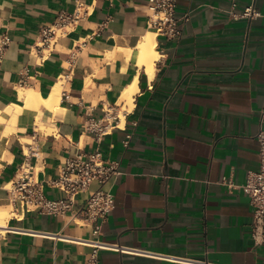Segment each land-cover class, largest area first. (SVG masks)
Segmentation results:
<instances>
[{
    "label": "crops",
    "instance_id": "1",
    "mask_svg": "<svg viewBox=\"0 0 264 264\" xmlns=\"http://www.w3.org/2000/svg\"><path fill=\"white\" fill-rule=\"evenodd\" d=\"M81 1L87 13L40 48L33 45L40 28L72 11L74 0H0V39H10L0 57V113L23 106L30 88L47 97L60 87L51 109L0 123V211L9 213L0 226V264H86L96 241L165 256L101 250L100 264H264L240 188L247 171L258 169L256 133L264 128V0H175L180 35L154 31L151 76L136 49L153 30L148 0ZM248 6L253 11L239 16ZM133 83L123 125L95 140L84 121L105 105H122ZM94 150L120 171L98 234L92 223L11 202L8 188L21 166L48 198H60L49 184L59 167Z\"/></svg>",
    "mask_w": 264,
    "mask_h": 264
},
{
    "label": "built area",
    "instance_id": "2",
    "mask_svg": "<svg viewBox=\"0 0 264 264\" xmlns=\"http://www.w3.org/2000/svg\"><path fill=\"white\" fill-rule=\"evenodd\" d=\"M73 5L72 11L60 10L51 23L40 28L33 43L35 47H47L53 37L63 35L67 32L68 27L75 25L87 13L81 0H74ZM175 6V0H148L149 26L156 30V34L164 36L166 39H173L180 35L178 26L180 18L174 15ZM249 11H253L251 6L246 7L239 16L248 15ZM186 18L184 17V19ZM9 41L10 39L5 35L0 39V57ZM71 56L72 54H70ZM64 97L67 98L66 95ZM118 110V105L103 106L102 115L97 118H87L83 123V129L91 133L95 140L100 141L103 135L111 133L117 125ZM130 139L131 133H127L122 140V145L126 147ZM256 139L258 142V169L247 171L246 179L240 188L248 196L253 211L250 224L251 239L254 245H260L264 243V128L261 126L256 133ZM119 174L118 161L105 159L100 151L78 153L74 157L66 159L59 167L57 176L49 182L50 186L63 193L62 197L48 198L41 183L33 180L29 169L23 166L8 188L9 197L13 204L24 206L29 211L64 216L74 221L78 219L83 224L92 223L93 234H98L107 213L114 207V196L110 185ZM92 183L96 185L95 190L81 203H78L76 195L86 190ZM225 183L228 187H233L230 181H225ZM101 250L165 257L143 249L96 241L91 243L86 264H100L99 252ZM189 262L191 264H210Z\"/></svg>",
    "mask_w": 264,
    "mask_h": 264
},
{
    "label": "bare ground",
    "instance_id": "3",
    "mask_svg": "<svg viewBox=\"0 0 264 264\" xmlns=\"http://www.w3.org/2000/svg\"><path fill=\"white\" fill-rule=\"evenodd\" d=\"M153 29V28H152ZM154 31L156 30H149L146 34L141 38L138 42L136 49H137V62L139 65H144L146 71L149 76L152 75L154 69V62L158 57V53L155 49V42H154ZM136 51V50H135ZM136 86L133 83L124 89V96H123V104L119 106L118 110V117H119V124L118 127H121L124 123V117L126 112H129L132 108V101H133V93L136 91ZM60 93V87L57 84L52 88L51 92L47 97L41 96L37 91L33 89H28L25 95H21L22 99L24 100V105L19 106L15 104L8 105L1 113H0V123L2 122H9L14 114L18 113H34L37 115L38 110L41 106L51 109L53 105L57 103L58 96ZM18 103V102H17ZM42 129V126H39ZM7 135V134H6ZM9 213L8 211H0V226L5 224L6 219L8 218Z\"/></svg>",
    "mask_w": 264,
    "mask_h": 264
}]
</instances>
